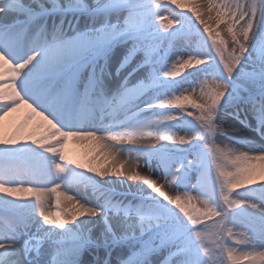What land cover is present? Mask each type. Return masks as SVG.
Segmentation results:
<instances>
[{
    "label": "snow or ice",
    "instance_id": "snow-or-ice-1",
    "mask_svg": "<svg viewBox=\"0 0 264 264\" xmlns=\"http://www.w3.org/2000/svg\"><path fill=\"white\" fill-rule=\"evenodd\" d=\"M164 8L0 0V121L27 107L49 126L0 134V264H264V0H208L230 40L199 12L202 32L180 14L161 27ZM70 139L111 163L83 171Z\"/></svg>",
    "mask_w": 264,
    "mask_h": 264
},
{
    "label": "bare ground",
    "instance_id": "bare-ground-1",
    "mask_svg": "<svg viewBox=\"0 0 264 264\" xmlns=\"http://www.w3.org/2000/svg\"><path fill=\"white\" fill-rule=\"evenodd\" d=\"M188 1V0H182ZM196 9L197 12H200L202 16H205L209 22L217 23L216 21V9H213L211 12L208 11V0H189ZM216 4L220 3V0H214ZM211 17V19H209ZM221 26L225 27L224 24H220ZM115 65L113 66V68ZM196 68V67H195ZM118 85L114 84L113 82H109L108 91L109 94H114L116 91V87ZM49 127L45 121H43L40 117L36 116L35 113L27 108V107H20L15 113L10 114L9 116L5 117L3 121H0V134L4 135L6 138H13L15 137L20 143H31L32 139H39L42 135H44V128ZM234 127V126H230ZM226 128V127H225ZM228 128V127H227ZM245 133V136H244ZM243 130L238 135L246 137L248 140H254L257 143L261 141L253 139V135ZM248 135V136H247ZM239 147H243V145H238ZM66 154L77 163L85 165V168L82 169L86 171L87 167H95L98 170L105 169L108 164L111 163V160L108 159L106 150L103 148V145L96 141V140H87L82 141L78 139H70L67 142V148L65 149ZM121 164H123V168L121 171L129 172L131 169V162L126 157H117ZM141 174H146L144 169H140ZM88 175L92 176L93 179L99 180L103 183V180L96 176L95 173H88ZM107 179V178H106ZM59 191H63L61 188ZM83 188H81V192ZM89 194H91L90 188L88 189ZM170 195H175L176 193L171 189H166ZM71 195L72 193H68ZM3 195V193H0ZM27 196L29 198H33L31 193H28ZM61 200V207L65 210H68L72 207V204L65 200L64 196L60 197ZM50 211L55 212V196L50 197ZM57 219L62 218L59 214L54 217ZM248 264V261H245Z\"/></svg>",
    "mask_w": 264,
    "mask_h": 264
},
{
    "label": "rangeland",
    "instance_id": "rangeland-1",
    "mask_svg": "<svg viewBox=\"0 0 264 264\" xmlns=\"http://www.w3.org/2000/svg\"><path fill=\"white\" fill-rule=\"evenodd\" d=\"M155 2H156V0H154V3ZM159 3L161 5H166V8H164L162 10L161 16L157 17V23L161 27L163 26L161 24V21H163V24H167L171 20L173 14H180V15H185V16L190 17L192 22L195 24V26L198 27L201 32L203 31V25L200 24L199 20L196 19L197 11L194 8V6H192V4H191V2L189 0L185 1V2L182 1V0H159ZM202 17H203L204 20H206L210 24V26H212V28L214 29V34H215L216 31H218L220 33V38L221 39L230 40V37L227 34L226 27H223V26L220 25L219 28H216V23L209 22L205 16H202ZM172 27L174 28V27H176V25L173 24ZM205 36H207V34H205ZM210 43L211 42L209 41V44ZM195 67L197 68L199 66L193 65L189 69H184L182 71L181 77H179V78H182L183 75H186L188 71H195L196 70ZM206 91H210V89L206 88ZM198 95H199V91H197L196 94L190 95V99H189V101L187 103L190 105V104H192L194 102H199L197 100V96ZM189 110H193L194 111V109H191V108H189ZM250 123L255 125V121H250ZM223 126L226 127V128L227 127L229 128L230 126H234V127H237V128H242V125H240L238 121L233 120L231 117H228V116H226L224 118ZM242 130H243V133H244V131L248 132L251 135H253V137H252L253 139L255 138L256 140L260 141V137L257 136V134L254 131H250L248 129H242ZM244 136H245V133H244ZM258 183H259V181H258ZM90 191H91V189H90ZM237 191H242V189H238ZM233 195H235V193H233ZM197 206H199V205H197ZM208 223H211V222L208 221Z\"/></svg>",
    "mask_w": 264,
    "mask_h": 264
}]
</instances>
